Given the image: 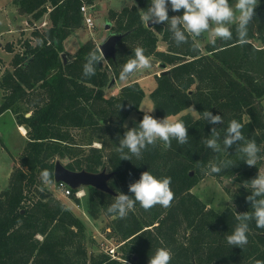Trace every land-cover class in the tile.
<instances>
[{"label":"trees","instance_id":"1","mask_svg":"<svg viewBox=\"0 0 264 264\" xmlns=\"http://www.w3.org/2000/svg\"><path fill=\"white\" fill-rule=\"evenodd\" d=\"M21 12L38 20L48 15V26L31 30L22 42L24 51L15 53L13 70H6L0 81L3 101L0 114L14 107L19 125L27 128V142L11 172L6 189L0 191V264H148L150 255L160 247L172 252L170 264H264V228L249 221L248 242L242 248L227 243L226 236L238 223L236 216L251 212L250 180L260 173L264 145V0H260L248 25L246 39L238 37L235 24L232 38H217L205 44L196 37L177 44L167 22L146 25L141 17L150 0H136V5L109 11L114 30L123 37L116 47L115 58L96 65L95 74L86 77L83 66L97 45L88 40L64 63L63 40L83 22L82 3L94 0H13ZM176 15L169 8V16ZM166 43L157 48L158 39ZM137 47L148 57L170 66L169 71L155 74L156 85L150 97L157 116H179L188 128V140L170 147L157 140L148 145L140 157L120 158L116 150L126 128L136 126L139 115L125 123L131 111H138L143 89L138 82L121 86L114 94L105 87L125 63L134 58ZM7 51L12 46L6 44ZM25 102L29 116L18 109ZM193 106L197 116L180 113ZM223 117V124H209L203 111ZM242 125L245 140H254L260 152L256 165H248L238 144L227 151H213L205 145L211 129L223 137L230 120ZM90 130L101 147H91L85 154L73 151L72 130ZM240 143H243L240 142ZM106 151V153H104ZM56 157L70 160L71 170L97 172L106 166L114 175L109 186L117 195L128 191L130 183L149 170L157 176L171 177L173 199L168 207L159 204L145 210L137 202L124 218L108 213L117 195L93 187L88 190V214L112 217L111 234L121 242V254L112 258L106 253L86 254L83 243L84 223L64 203L47 191L38 180L44 170L53 169ZM230 161L220 173H211L210 163ZM261 174V173H260ZM206 175L228 178L236 183L231 205L216 212L207 209L191 189ZM74 191V189H73ZM72 196V195H71ZM77 201V198L76 200Z\"/></svg>","mask_w":264,"mask_h":264},{"label":"clouds","instance_id":"2","mask_svg":"<svg viewBox=\"0 0 264 264\" xmlns=\"http://www.w3.org/2000/svg\"><path fill=\"white\" fill-rule=\"evenodd\" d=\"M259 0H150L141 19L149 24L167 22V27L177 44L186 42L189 35L199 37L207 33L209 43L215 44L216 39H231L232 25L235 24L238 37L243 42L248 33V25L251 21ZM169 8L182 14L169 16ZM104 61V53L91 52L83 66V74L90 77L95 74L96 65ZM152 63L145 55L142 47H137L134 58L124 64L119 73L121 80L140 68H148ZM151 110L144 111L143 118L136 126L126 128L120 137L117 151L120 158L130 159L133 155L140 157L142 151L157 140L163 141L165 147L171 146L175 139L179 144H185L188 140V128L183 120L169 118H157L151 114ZM203 118L209 124H223L220 114H213L210 110L203 111ZM243 125L236 119L227 124L223 137L211 129V136L205 140V145L213 151H227L233 144H238V150L243 153V160L248 165H256L260 148L254 140H245L242 133ZM243 143H240L242 142ZM231 162L220 161L210 163L211 173H220ZM42 177L47 180L50 172L44 170ZM171 177L157 176L149 170L140 174L139 179L130 183L128 191L131 194L120 192L115 201L110 204L107 211L119 218H124L134 205L139 202L145 210L156 204L168 207L173 199V191L170 187ZM250 194L246 197L251 202V212L245 211L236 216L238 223L226 236L227 243L232 246L243 247L248 242L249 221L254 220L257 228H264V174L258 173L250 180ZM172 252L167 247H160L150 255L148 264H170Z\"/></svg>","mask_w":264,"mask_h":264},{"label":"rangeland","instance_id":"3","mask_svg":"<svg viewBox=\"0 0 264 264\" xmlns=\"http://www.w3.org/2000/svg\"><path fill=\"white\" fill-rule=\"evenodd\" d=\"M234 3V0H230ZM260 2V0H259ZM13 0H0V40L2 47L8 42L7 40L13 36H16V40L19 37L24 39L30 36L32 27L34 23L39 25L42 21H47L45 14L38 20L31 21L28 23V16L18 9V5L13 4ZM94 7L90 9L89 13L93 19L94 27L89 28L83 22L82 24L75 28L73 32L66 37L62 46L64 53L67 58H72L73 54L82 45V43L92 40L95 44H100L110 33H116L114 30L115 21L109 18V11H120L125 6L136 5V0H94ZM17 5V6H16ZM183 9L175 12L176 15L182 14ZM41 22V23H40ZM49 22V21H48ZM30 23V22H29ZM109 23L110 27L105 28L106 24ZM47 26V25H46ZM45 26V27H46ZM45 27H42L44 29ZM10 29V31H8ZM21 39L18 40L19 45H14L15 50L19 53L24 51L22 47ZM14 40V39H12ZM15 40V41H16ZM10 41V40H9ZM197 44L204 50L205 44L209 41L207 33L196 37ZM10 43V42H9ZM32 44H35V40H32ZM157 48L160 50H165L166 43L158 39ZM13 45V43H12ZM0 47L2 52V59L4 63L11 64L9 61L8 52H5V48ZM4 51H3V50ZM106 61L104 58L103 63ZM168 67H170L167 64ZM13 67V66H12ZM159 69L156 65H151L148 68H141L137 71L132 72L124 80H117L115 83H109L105 87V94H114L118 91L120 86L126 83L137 81L141 88L143 89V96L139 105L138 111H131L125 121L128 123L132 119H137L139 115H144V111H149L152 109L151 114L157 118H169L176 119L179 114L169 115V116H157L154 111L153 102L150 97L151 91L155 88V72ZM161 70V69H160ZM18 105L19 110L30 113L31 109L26 111L27 107L25 102H20ZM262 105L264 109V98L262 99ZM189 112L194 118L197 116L196 110L193 106L186 108L180 113ZM0 191L6 189L9 183V178L11 172L16 166L19 165L18 159L22 151V143H25V139L21 136V133L16 129L14 124H11L9 115H4L0 117ZM74 135L75 145L73 151L77 154H85L91 147L99 148L101 143L99 139L90 130H72ZM262 157L260 165V173L264 174V145L261 148ZM106 153V151H104ZM55 160H59L62 164L69 162L70 158H59L56 157ZM106 166H101L98 171ZM107 171H110L108 167ZM38 180L43 184V187L47 189L48 192L55 198L61 200L66 207H68L76 216H78L84 223V236L83 243L86 250V254L98 255L101 253H106L109 248L116 249L118 254H121V242H119L110 232V221L112 217H108L105 214H99L97 217H92L88 214V190L86 187H80L84 190V195L82 197L69 196L64 197L61 195L60 191L55 186L54 180H45L41 174H39ZM237 189L236 183L228 178H223L221 180L216 179L212 176L206 175L201 179L192 189L191 192L194 193L201 202L205 205L207 209H213L216 212L222 211L226 206L231 205L230 196ZM77 198V201H75Z\"/></svg>","mask_w":264,"mask_h":264},{"label":"water","instance_id":"4","mask_svg":"<svg viewBox=\"0 0 264 264\" xmlns=\"http://www.w3.org/2000/svg\"><path fill=\"white\" fill-rule=\"evenodd\" d=\"M148 27H151L153 23L150 21L149 24L146 23ZM110 24H106V28H109ZM123 37L122 33H110L103 42L98 44V50L100 54L104 53V58H115L116 47L118 42ZM63 62L67 61V56L65 53H61ZM152 61L151 64L159 66L162 70L158 75H161L169 71L167 64L159 61L156 58L149 57ZM114 81V79L112 80ZM30 114H26L29 116ZM114 175L113 171H107V168L97 172L87 171L85 169L81 170H71L62 164L59 160H56L54 163L53 169V180L54 182H64L68 187L72 189H77L80 187H93L102 192L109 193L112 195H117V193L111 189L109 186V180Z\"/></svg>","mask_w":264,"mask_h":264},{"label":"crops","instance_id":"5","mask_svg":"<svg viewBox=\"0 0 264 264\" xmlns=\"http://www.w3.org/2000/svg\"><path fill=\"white\" fill-rule=\"evenodd\" d=\"M13 4V3H12ZM14 6H15V4H13ZM17 6V5H16ZM19 9V8H18ZM26 14V13H25ZM27 16H28V19L27 20H24V21H27L28 23H25L26 25H28V24H31L32 22L31 21H34L33 19H32V17H31V15H29V14H26ZM44 16V15H43ZM45 17H46V19L48 18V15H45ZM30 22V23H29ZM47 26H48V19H47ZM94 27V26H93ZM106 28V27H105ZM8 31H10V29L8 30ZM109 35V34H108ZM21 37V36H20ZM19 37V39H21ZM12 39H14V40H12ZM19 39H17L16 40V36H13V37H11V38H9L8 40H7V42H8V44H10L11 46H12V51H7L6 50V48H5V46H3L4 48H5V52L7 51L8 52V56H9V61L11 60V64H7V63H4V60L2 59V52L0 51V81H1V77H2V75H3V73L6 71V70H8V71H12L13 70V65H12V59H13V56L15 55V53H17L18 51L17 50H15V48H14V45H19V43H18V40ZM23 39V38H22ZM22 39H21V41L20 42H22ZM25 39H29L30 40V42L32 43V39H31V32H30V36H28V37H26ZM24 39V40H25ZM10 40V41H9ZM16 40V41H15ZM104 41V40H103ZM102 41V42H103ZM10 42V43H9ZM12 43H13V45H12ZM97 45V44H96ZM98 46V45H97ZM0 47H2V45H1V40H0ZM2 47V48H3ZM159 47V46H158ZM3 50V49H2ZM4 51V50H3ZM151 65H154V64H151ZM157 66V65H156ZM159 69H157V72H155V73H157V74H159L160 72H161V68L159 67V66H157ZM167 68H170V67H168L167 66ZM141 69V68H140ZM161 69V70H160ZM137 70H139V69H137ZM137 70H135V71H137ZM115 81H117V80H114V81H111L110 83H115ZM133 82H137V81H133ZM121 87V86H120ZM119 87V88H120ZM2 101H3V91H2V89L0 88V104L2 103ZM18 105H20L19 103H18ZM19 109V108H18ZM15 111V109H14V107L12 108V109H7V110H5L3 113H1L0 114V117H3L4 115H9V119H10V121H11V124H14L15 125V127H16V129L21 133V136L25 139V143H22V150H23V148H24V146H25V144H26V142H27V128L25 127V125H19V123L17 122V114L18 113H15L14 112ZM31 113V112H30ZM30 113H25V115L26 114H30ZM21 128H24V131H22L21 130ZM0 134H2V136H3V133L0 131ZM22 152V151H21ZM21 154V153H20Z\"/></svg>","mask_w":264,"mask_h":264},{"label":"built area","instance_id":"6","mask_svg":"<svg viewBox=\"0 0 264 264\" xmlns=\"http://www.w3.org/2000/svg\"><path fill=\"white\" fill-rule=\"evenodd\" d=\"M93 7H94V4L82 3L79 9L83 17V23L89 28H92L94 26L93 19L89 13L90 9H92ZM46 25H47L46 21H42V23L39 25L34 23L33 25L34 27H32V29L41 30V28L45 27ZM54 183L57 189L60 191L61 195L64 197H69L71 195H74L80 198L84 195V190H82L81 188L74 189L73 191V189L68 187L64 182H54ZM106 254H108L112 258H118V252L116 251V249L109 248Z\"/></svg>","mask_w":264,"mask_h":264},{"label":"bare ground","instance_id":"7","mask_svg":"<svg viewBox=\"0 0 264 264\" xmlns=\"http://www.w3.org/2000/svg\"><path fill=\"white\" fill-rule=\"evenodd\" d=\"M22 131H24V128H21Z\"/></svg>","mask_w":264,"mask_h":264}]
</instances>
